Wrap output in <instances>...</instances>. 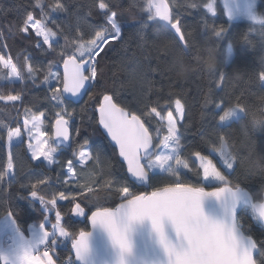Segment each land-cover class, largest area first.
<instances>
[{"label":"snow or ice","instance_id":"6c2138e0","mask_svg":"<svg viewBox=\"0 0 264 264\" xmlns=\"http://www.w3.org/2000/svg\"><path fill=\"white\" fill-rule=\"evenodd\" d=\"M35 6L40 9L39 18L28 13L18 32L23 35L34 31L35 37L40 38L35 47L48 57L47 63L34 62L35 58L25 50L20 66L13 62L10 54H0V69L7 70L3 78L13 83L27 78L37 86L42 76L39 83L46 89L44 99L50 107L34 111L24 103L22 92H0V103L17 114L14 127L0 120V139L6 140L7 147L0 182L5 177L9 178L8 186L16 181L17 162L21 169L24 167L18 146L27 137L30 159L41 165L46 162L48 166L57 164L61 170L66 169L63 176L57 175L56 182L74 185L77 191L68 195L52 190V178L44 173L22 184L21 187L28 189V195L21 198L29 199L33 205L38 201L45 215L39 222V231L26 235L16 219L15 209L4 202L2 215L13 239L7 251L0 249V264H81L87 260L92 233L83 228L70 231L65 226L64 214L57 207L58 201H68L72 206L69 215L84 217L92 229L100 227L107 233L117 253L116 264H264V240L247 235L242 223L243 215L249 214L264 227V202H261L262 197L258 200L253 192L229 178L235 173L236 157L230 151L228 140L218 135L216 142L209 145L210 156L200 151L191 152L190 167L183 157L187 147L181 143L183 132L178 126V121L185 116V103L181 98L166 101L161 106L159 100L149 101L147 93L125 99L119 90L111 94L107 88L93 91L98 76L103 78L101 53L106 55L105 49L121 39L119 17L123 13L113 9L111 0H95L90 7L98 10L102 22L89 23L88 17L92 15L89 10L70 35L53 18L54 13L68 12L65 3L54 0L46 4L36 0ZM188 6L204 7L213 16L218 7L217 0L203 4L193 2ZM143 10L148 15L139 21L141 34L154 23L174 33L173 43L178 41L185 49L190 47L191 33L185 31L180 14H174L166 0H147ZM227 16L231 20L232 9H227ZM251 19L261 25L264 35V19L259 15H252ZM209 27L218 39L227 34L223 27L217 29L205 22V28ZM25 38L31 39V36ZM6 47L0 41V48ZM61 65L62 73L54 70ZM220 80L223 82V76ZM211 102L206 100V104ZM74 104L80 107H73ZM214 108L217 127L248 115L239 101L220 100ZM89 112L96 114V123L104 130L120 164L125 166L127 179L115 177L111 160L103 156L100 148H94L88 137L78 139L81 127L73 122L92 120ZM46 127L51 128V135L44 130ZM73 145L72 158H56L58 148ZM14 146L17 147L15 154ZM211 157L218 158L223 170ZM193 172L196 183L186 178ZM165 176L167 179H159ZM129 181L145 190L134 191ZM98 189L105 190L108 197L114 192L119 203L114 207L106 206L108 197L105 203H99ZM210 199L219 204L218 214L205 210L204 202ZM53 211L54 217H50ZM146 221L150 222L151 240L158 246L160 258L137 262L134 237L137 226ZM66 240L70 242L71 255L62 259L57 249Z\"/></svg>","mask_w":264,"mask_h":264},{"label":"trees","instance_id":"16d2710c","mask_svg":"<svg viewBox=\"0 0 264 264\" xmlns=\"http://www.w3.org/2000/svg\"><path fill=\"white\" fill-rule=\"evenodd\" d=\"M174 14L179 13L185 31L191 33L190 47L185 49L176 40L172 31L165 30L150 23L149 27L139 30V21L146 19L148 13L147 0H111L114 10L122 12L119 17L122 34L119 41H113L105 53H101L100 69L103 78L98 76L96 89L107 88L109 94L119 90L125 99L140 97L147 93L149 101H160L161 106L166 101L181 98L185 103V116L178 121L183 135L181 143L187 147L183 157L188 160L190 167L192 160L190 153L200 151L203 155L210 156V144L216 142L217 136H224L228 142L230 151L236 157V169L234 175L229 178L234 183L253 192L259 200L264 193V35L261 34V25L248 20H229L225 14L221 0H217L216 15L207 12L204 7L191 8L188 5L196 2L206 3L207 0H167ZM46 4L54 3V0H43ZM68 8L67 13H54L53 18L60 28L71 35L80 18L91 10L88 17L91 24L101 23L98 10L90 7L95 0H61ZM36 0H0V41L6 44V48H0V54L8 53L13 62L20 66L23 62L25 50L35 58L34 62L47 63L48 57L35 47L40 39L35 37L34 31L30 34H20L18 29L28 13L39 18L40 9L36 7ZM257 13L264 18V0H257ZM205 22L214 25L217 29H226V36L218 39L212 34L211 27L205 28ZM82 28L86 25L80 24ZM31 36V39H26ZM247 37V39H245ZM60 43L64 40L60 37ZM231 45L232 56L227 60V47ZM46 47V46H45ZM97 59H100L98 57ZM60 71V66L56 69ZM6 69H0V92H22L24 103L33 110L44 111L50 107L44 99L47 94L44 85L37 80V86L25 78L23 82L4 79ZM223 76V82L220 77ZM87 99V96L84 97ZM212 102L206 104V100ZM224 100L228 103L239 101L248 115L241 119H235L225 126L217 127L214 118L216 102ZM83 102H81L82 104ZM73 107L79 108V104ZM160 108H158V111ZM171 110V109H169ZM166 115V113H164ZM175 114V113H174ZM16 111L0 103V120L16 126ZM92 120H75V126L81 127V137H88L94 148H100L103 156L111 160L112 172L117 179H127L125 166L120 164L115 151L108 142L99 125L96 123V114L89 112ZM45 131L51 135V128ZM70 149L59 148L56 156L58 160L72 158ZM14 154L17 147L13 148ZM19 155L24 167H19L17 162L16 181L8 186V177L0 182V218L3 217L4 202L16 211V219L27 231L31 225L39 224L45 215L38 201L33 204L29 199H22L28 195V189L21 187L28 184L34 177L41 173L52 178V190L64 191L68 195L76 193L74 185L64 186L56 182L57 175L63 176L66 169L61 170L59 165L48 166L45 162L32 161L27 150V139L18 146ZM7 158L6 140L0 139V170H3ZM219 168H222L217 157H211ZM16 162V161H14ZM101 167H104L102 164ZM189 181L196 183L195 173H188ZM159 179H167L160 177ZM132 185L134 191H141L139 186ZM72 189L70 192L69 189ZM108 194L103 189H98V202L105 203ZM119 201L113 192L107 198L106 206L114 207ZM57 207L64 214L66 227L69 230L83 228L89 229L88 221L84 217L69 215L72 207L68 201H58ZM94 210V209H93ZM90 214V213H89ZM54 217V211L49 213ZM244 231L253 239L264 240V227L249 214L242 218ZM57 254L66 259L71 255L69 241H64L57 249Z\"/></svg>","mask_w":264,"mask_h":264},{"label":"water","instance_id":"95a60500","mask_svg":"<svg viewBox=\"0 0 264 264\" xmlns=\"http://www.w3.org/2000/svg\"><path fill=\"white\" fill-rule=\"evenodd\" d=\"M166 2L168 3L167 0ZM60 70L62 73L63 71L62 65L60 66ZM99 127L104 133L102 127L101 126ZM60 148L70 149L64 146H61ZM204 208L210 214H218L220 211L219 204L215 200H211V199L206 200L204 202ZM87 231H90L92 233L89 238L91 251L87 257V260L85 262H81V264H116L117 253L116 250L112 247L111 242L107 236V233L100 227H96L95 229H92L90 224H89V229ZM134 238L137 244V248H136L137 262L144 260L150 262L160 258L158 246L155 245L151 240L150 222L146 221L144 225H138Z\"/></svg>","mask_w":264,"mask_h":264},{"label":"rangeland","instance_id":"374dc122","mask_svg":"<svg viewBox=\"0 0 264 264\" xmlns=\"http://www.w3.org/2000/svg\"><path fill=\"white\" fill-rule=\"evenodd\" d=\"M221 3L224 7L226 15H227V9L228 8L232 9L233 16L231 20H248V21L254 22L251 19L252 15H259L256 11L257 0H226L227 7H225V0H221ZM261 18L264 19L263 17ZM226 56H227V60L232 56V49L229 46L227 47ZM174 115H176V113ZM58 152H59V148L55 156H57ZM29 228H30V232L32 233L38 232L39 224L31 225Z\"/></svg>","mask_w":264,"mask_h":264},{"label":"crops","instance_id":"0c3cea01","mask_svg":"<svg viewBox=\"0 0 264 264\" xmlns=\"http://www.w3.org/2000/svg\"><path fill=\"white\" fill-rule=\"evenodd\" d=\"M26 235H31L32 232H30V228L25 231ZM13 239V233L12 231L9 229L7 222L5 221V219L3 217L0 218V249H3L5 251H7L10 247L11 244H8L7 241Z\"/></svg>","mask_w":264,"mask_h":264},{"label":"clouds","instance_id":"9594fccd","mask_svg":"<svg viewBox=\"0 0 264 264\" xmlns=\"http://www.w3.org/2000/svg\"><path fill=\"white\" fill-rule=\"evenodd\" d=\"M261 197H262L261 202H264V193L261 194Z\"/></svg>","mask_w":264,"mask_h":264},{"label":"built area","instance_id":"2783aa9c","mask_svg":"<svg viewBox=\"0 0 264 264\" xmlns=\"http://www.w3.org/2000/svg\"><path fill=\"white\" fill-rule=\"evenodd\" d=\"M7 243H8V244H11V243H12V241H11V240H8V241H7Z\"/></svg>","mask_w":264,"mask_h":264}]
</instances>
